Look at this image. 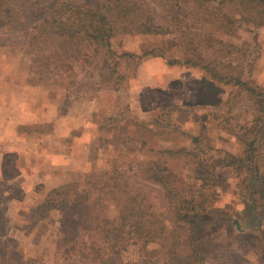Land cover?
Listing matches in <instances>:
<instances>
[{"label": "rangeland", "instance_id": "obj_1", "mask_svg": "<svg viewBox=\"0 0 264 264\" xmlns=\"http://www.w3.org/2000/svg\"><path fill=\"white\" fill-rule=\"evenodd\" d=\"M129 2L112 0L113 16ZM94 3L0 0V208L7 219L0 264H52L63 233L61 212L33 210L51 189L82 183L86 175L128 180L169 223L163 189L147 179L154 153L184 149L211 169L226 152L243 154L245 129L263 117L257 98L234 84L239 78L264 89V11L252 0L223 5L222 17L234 24L202 7L196 6L198 16L184 18L174 13L173 0H148L171 33L117 35L119 50L140 54L155 44L162 52L124 66L119 83L100 72L107 66L102 57L85 62L86 48L40 38L34 29L90 27ZM201 134L209 144H193ZM259 144L263 167L264 137ZM235 169L215 165L226 181L212 196L210 211L231 214L234 204L242 209ZM126 200L113 196L102 215H116ZM204 231L200 264H264L261 235H230L219 222H207ZM125 259L131 264L137 258L129 252Z\"/></svg>", "mask_w": 264, "mask_h": 264}, {"label": "trees", "instance_id": "obj_2", "mask_svg": "<svg viewBox=\"0 0 264 264\" xmlns=\"http://www.w3.org/2000/svg\"><path fill=\"white\" fill-rule=\"evenodd\" d=\"M241 1L173 0L172 7L176 15L184 18L198 16L196 8L202 7L208 15H218V20L220 17L221 21L234 24L235 20L222 17V7ZM252 1L255 8L264 11V0ZM93 6L97 15L90 27L70 28L60 24L41 25L34 29L40 38L65 39L71 45L86 48L85 62L90 57H102L107 66L102 67L100 72L114 75L118 83L123 81L124 66L162 54L155 44L140 54L119 50L113 44L119 34L157 36L171 33L169 25L158 22L157 9L151 7L148 0H130L122 6L118 17L113 16L112 0H95ZM234 81L257 98L256 104L261 106L258 112L263 115L255 117L252 127L245 129V138H241L243 154L226 152L214 159L210 169L184 149L157 150L155 159L150 162L147 179L163 189L171 215L169 223L154 210L144 194L136 192L128 180L112 181L92 174L86 175L82 183H69L51 189L33 213L61 212L58 222L63 233L55 242L52 264H127L125 257L129 252H134L137 258L131 264H200L206 258L204 240L207 234L204 230L207 222L225 223L230 235L237 233L245 238L261 235L264 257V166L259 167L257 163L259 142L264 137V89L251 87L239 78ZM205 139L201 134L193 137L192 142L209 144L204 142ZM231 164L238 175L235 188L243 207L238 211L237 204H234L231 214L212 212L209 209L212 196L226 181L224 173L215 170V165L228 167ZM119 194L127 196L124 206L116 215H102L105 203ZM6 234L7 219L0 208L1 255L4 254L2 238Z\"/></svg>", "mask_w": 264, "mask_h": 264}]
</instances>
